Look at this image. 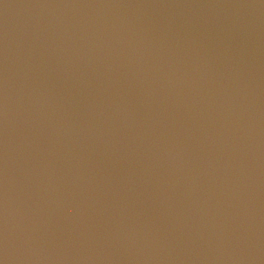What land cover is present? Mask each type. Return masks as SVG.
<instances>
[{
	"label": "water",
	"instance_id": "obj_1",
	"mask_svg": "<svg viewBox=\"0 0 264 264\" xmlns=\"http://www.w3.org/2000/svg\"><path fill=\"white\" fill-rule=\"evenodd\" d=\"M0 264H264V0H0Z\"/></svg>",
	"mask_w": 264,
	"mask_h": 264
}]
</instances>
